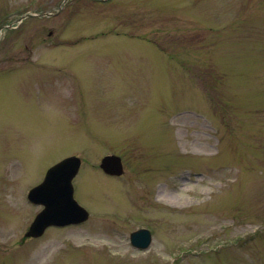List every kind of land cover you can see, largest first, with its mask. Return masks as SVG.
<instances>
[{"label": "rangeland", "instance_id": "rangeland-1", "mask_svg": "<svg viewBox=\"0 0 264 264\" xmlns=\"http://www.w3.org/2000/svg\"><path fill=\"white\" fill-rule=\"evenodd\" d=\"M62 3L0 0V27ZM1 59L0 264H264V0H68ZM73 154L88 220L26 238L29 189Z\"/></svg>", "mask_w": 264, "mask_h": 264}, {"label": "water", "instance_id": "water-1", "mask_svg": "<svg viewBox=\"0 0 264 264\" xmlns=\"http://www.w3.org/2000/svg\"><path fill=\"white\" fill-rule=\"evenodd\" d=\"M81 159L68 156L50 167L44 180L30 189L29 199L34 203H42L44 209L39 212L25 236H40L48 226H65L78 224L88 219L89 212L74 197L72 180L79 170ZM101 168L108 174L121 175L124 172L121 157L115 154L102 158ZM132 245L146 249L152 237L148 229L141 228L131 232Z\"/></svg>", "mask_w": 264, "mask_h": 264}, {"label": "flooded vegetation", "instance_id": "flooded-vegetation-1", "mask_svg": "<svg viewBox=\"0 0 264 264\" xmlns=\"http://www.w3.org/2000/svg\"><path fill=\"white\" fill-rule=\"evenodd\" d=\"M2 60L3 59H1L0 60V64H2L1 62H2ZM39 62H37V63H30V64H25L24 62H20V66H21V68H19V70H21V69H27V68H31V67H35V66H37V67H40L39 66V64H38ZM9 65H13V64H9ZM18 70V71H19ZM2 72V73H1ZM9 72H14V69H10V68H8V69H1V71H0V75H2V77L4 76V73L6 74V73H9ZM42 180V178L39 180V181H37L36 183H39L40 181ZM39 206V205H38ZM42 207H40L38 210H37V212L38 211H40V209H41ZM36 212V213H37ZM33 218H34V215H33Z\"/></svg>", "mask_w": 264, "mask_h": 264}]
</instances>
